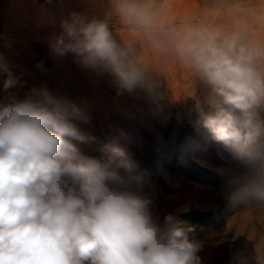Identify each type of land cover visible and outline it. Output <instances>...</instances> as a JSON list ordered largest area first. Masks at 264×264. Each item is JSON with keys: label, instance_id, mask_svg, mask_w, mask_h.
Segmentation results:
<instances>
[{"label": "clouds", "instance_id": "9594fccd", "mask_svg": "<svg viewBox=\"0 0 264 264\" xmlns=\"http://www.w3.org/2000/svg\"><path fill=\"white\" fill-rule=\"evenodd\" d=\"M105 4V0H89ZM103 17L69 13L50 40L54 56L107 73L118 89L154 93L166 69L201 86L196 123L241 154L264 134V0H203L191 14L170 0H106ZM119 25L120 31L115 30ZM43 67V65H38ZM5 90L17 84L0 54ZM78 106L33 88L0 105V264H202L174 212L153 214L142 174L122 148L124 175L82 155ZM233 199L264 208V163L228 181ZM236 264H264V251Z\"/></svg>", "mask_w": 264, "mask_h": 264}, {"label": "rangeland", "instance_id": "374dc122", "mask_svg": "<svg viewBox=\"0 0 264 264\" xmlns=\"http://www.w3.org/2000/svg\"><path fill=\"white\" fill-rule=\"evenodd\" d=\"M175 10L197 12L203 0H170ZM105 4L89 0H0V54L17 78L5 90L0 74V105L24 100L33 88L47 87L75 103L74 121L84 140L72 141L84 156L107 171L124 175L112 158L122 148L143 175L142 197L161 219L174 212L190 241L200 245L202 264H236L264 251V208L251 207V198L233 199L228 181L264 163V134L241 154L215 140L196 123L194 95L201 94L195 77L166 69L154 93L118 89L114 78L77 63L72 54L54 56L49 42L61 32L60 20L69 13L103 17ZM115 30L120 31L119 25ZM43 67H38V65ZM264 120V110L260 112ZM198 211L208 215L200 217Z\"/></svg>", "mask_w": 264, "mask_h": 264}, {"label": "trees", "instance_id": "16d2710c", "mask_svg": "<svg viewBox=\"0 0 264 264\" xmlns=\"http://www.w3.org/2000/svg\"><path fill=\"white\" fill-rule=\"evenodd\" d=\"M197 214L200 215V217H204V216L208 215V213L204 212V211H198Z\"/></svg>", "mask_w": 264, "mask_h": 264}]
</instances>
